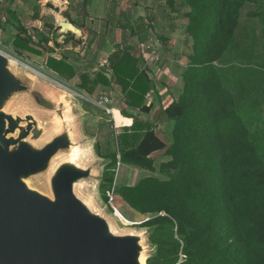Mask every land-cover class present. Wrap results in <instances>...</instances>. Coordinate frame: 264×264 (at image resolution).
I'll return each instance as SVG.
<instances>
[{"label": "trees", "instance_id": "16d2710c", "mask_svg": "<svg viewBox=\"0 0 264 264\" xmlns=\"http://www.w3.org/2000/svg\"><path fill=\"white\" fill-rule=\"evenodd\" d=\"M181 4L189 8L186 32L192 48L183 70L185 86L155 117V122H174L173 142L168 145L154 123L122 108L134 123L119 135V152L108 156L113 166L122 162L153 170V155L166 150L167 160L161 163L166 178L147 176L122 186L119 193L138 213L153 216L143 227L171 226L179 237L174 239L173 260L151 257L149 264H264V118L255 123L257 117L239 103L218 65L235 44L242 47L247 21L264 26V0H182ZM33 40L20 34L15 45L20 52L40 54ZM110 62L126 103L151 112L153 104L147 103L151 74L142 68L140 58L119 50ZM47 66L67 80L79 75L68 57L51 55ZM80 76V87L90 94L100 84L112 83L103 72L95 79L87 73ZM181 253L186 257L182 262Z\"/></svg>", "mask_w": 264, "mask_h": 264}, {"label": "rangeland", "instance_id": "374dc122", "mask_svg": "<svg viewBox=\"0 0 264 264\" xmlns=\"http://www.w3.org/2000/svg\"><path fill=\"white\" fill-rule=\"evenodd\" d=\"M172 1L73 0L71 9L70 6L67 7L68 15L65 13L64 16H71V19L84 24V32L81 29H78L80 32L64 30L50 22L49 14L42 9L38 13L42 20L39 25L25 30L19 25L15 29L7 30H1L0 27L2 51L61 83L72 92V95H67L66 102L72 107L76 130L82 140V160L85 163L100 162L96 176L85 181L80 192L92 197L123 230L139 231L148 228L143 227V224L153 216L140 214L131 208L120 197V188L124 185H135L147 176L166 178L161 163L167 160V156L166 150L156 152L153 155V170L133 167L122 162H118L116 166L111 164L112 160L108 156L119 152V135L123 132L116 126V123L121 125L124 121L118 109H126L137 118L145 119L141 118L144 117V112L126 103L122 86L115 82L110 57L119 50H125L140 58L142 68H146L151 74L152 88L147 97L148 104L155 92L160 94L159 97L165 106L177 99L185 86L183 70L189 63L192 48L186 32V13L189 8L182 6V0ZM102 2H107L108 7L98 8ZM173 7L178 10H173ZM47 8L50 6L47 5ZM24 31L30 39L34 38L31 44L41 51L40 54L24 49L20 52L17 49L15 40L20 34H26ZM241 39L242 47L235 44L225 60L218 65L222 68L226 81L231 82L239 103L244 104L249 114L253 113L257 117L255 123L260 124L259 119L261 121L264 118L263 24L247 21ZM51 55L58 58L68 57L76 66L79 75L67 80L52 71L47 66L48 57ZM100 72L112 81L110 86L100 84L93 94L80 87V74L87 73L95 79ZM101 96L109 98L106 108L96 104ZM114 108L118 109L113 112ZM31 109L32 107H27V110ZM41 120L48 134L52 131L53 123L50 117ZM157 130L160 132L159 127ZM161 134L168 145L173 142L170 132ZM78 150L79 158L82 152L80 147ZM108 191L115 197L112 202ZM115 208L120 215L116 214ZM173 231L171 226H154L152 234L146 238L153 246L152 254L147 257H155L161 262L173 260L174 239L179 238L175 234L176 231ZM185 258L181 253L179 261L182 262Z\"/></svg>", "mask_w": 264, "mask_h": 264}, {"label": "water", "instance_id": "95a60500", "mask_svg": "<svg viewBox=\"0 0 264 264\" xmlns=\"http://www.w3.org/2000/svg\"><path fill=\"white\" fill-rule=\"evenodd\" d=\"M15 59L0 49V264H149L153 229L123 230L80 192L100 162L82 160L72 92Z\"/></svg>", "mask_w": 264, "mask_h": 264}, {"label": "crops", "instance_id": "0c3cea01", "mask_svg": "<svg viewBox=\"0 0 264 264\" xmlns=\"http://www.w3.org/2000/svg\"><path fill=\"white\" fill-rule=\"evenodd\" d=\"M73 0H0V27L1 30L7 29H15L18 25L21 29H27L31 26H36L42 23L41 17L38 16V13L42 9L43 12H47L49 14V20L52 21L55 25H59L64 29L63 23L65 21L69 22L77 29H81V31L86 30V26L82 23H78L77 20L69 18H65L64 14L68 13V9L72 5ZM50 6V8L46 9V7ZM66 5V7H64ZM98 8H106L108 7L107 2L98 5ZM61 7V8H60ZM60 8V10H58ZM66 11V12H65ZM65 14V15H66ZM70 14V13H69ZM68 15V14H67ZM60 28L62 31L63 29ZM151 94V91H150ZM160 94L155 92L153 98L151 99L149 104H153V108L149 113H143L146 121L150 120L151 123L155 124V129L158 134L162 137V132L165 134H171L170 138L173 135L174 122L169 120H159L155 122L156 113L162 106H165V103L160 99ZM118 108H114L116 110ZM119 113L124 118L123 123L116 126L118 129L123 130L124 127H130L134 123V118L124 116L120 109H118ZM114 114V113H113ZM152 114V115H151ZM151 115V117H150ZM116 122V121H115ZM169 127L171 130H169ZM162 131V132H161ZM163 138V137H162ZM164 139V138H163ZM120 195V193H119ZM121 197V196H120ZM124 201V200H123Z\"/></svg>", "mask_w": 264, "mask_h": 264}, {"label": "bare ground", "instance_id": "6f19581e", "mask_svg": "<svg viewBox=\"0 0 264 264\" xmlns=\"http://www.w3.org/2000/svg\"><path fill=\"white\" fill-rule=\"evenodd\" d=\"M63 26H64V30H73V31H75V32H80L77 28H75L73 25H71L69 22H64L63 23ZM78 152H79V150H78V146H76L74 149H73V152H72V154H71V159L73 160V161H77V159H78ZM141 261H142V264H146V262H145V255L144 254H142L141 255Z\"/></svg>", "mask_w": 264, "mask_h": 264}, {"label": "built area", "instance_id": "2783aa9c", "mask_svg": "<svg viewBox=\"0 0 264 264\" xmlns=\"http://www.w3.org/2000/svg\"><path fill=\"white\" fill-rule=\"evenodd\" d=\"M109 102V98L107 96H101L99 101L96 103L99 106H103L106 108L107 103ZM113 111V110H112ZM108 194L110 195V201L112 202L114 200L115 197H113L112 193L110 191H108ZM116 214L120 215V212L118 211L117 208H115Z\"/></svg>", "mask_w": 264, "mask_h": 264}]
</instances>
